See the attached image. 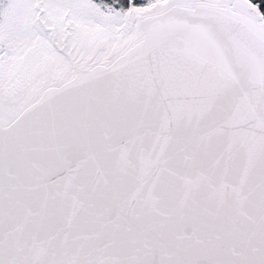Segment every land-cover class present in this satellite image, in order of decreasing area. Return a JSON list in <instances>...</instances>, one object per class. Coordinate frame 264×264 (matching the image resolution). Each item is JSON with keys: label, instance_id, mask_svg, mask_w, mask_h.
Masks as SVG:
<instances>
[{"label": "snow or ice", "instance_id": "1", "mask_svg": "<svg viewBox=\"0 0 264 264\" xmlns=\"http://www.w3.org/2000/svg\"><path fill=\"white\" fill-rule=\"evenodd\" d=\"M0 264H264V0H0Z\"/></svg>", "mask_w": 264, "mask_h": 264}, {"label": "trees", "instance_id": "2", "mask_svg": "<svg viewBox=\"0 0 264 264\" xmlns=\"http://www.w3.org/2000/svg\"><path fill=\"white\" fill-rule=\"evenodd\" d=\"M254 2H255V0H254Z\"/></svg>", "mask_w": 264, "mask_h": 264}]
</instances>
